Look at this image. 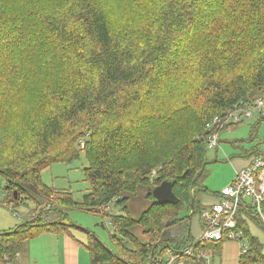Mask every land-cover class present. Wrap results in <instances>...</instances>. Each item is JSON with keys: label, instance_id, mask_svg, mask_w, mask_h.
Masks as SVG:
<instances>
[{"label": "trees", "instance_id": "obj_1", "mask_svg": "<svg viewBox=\"0 0 264 264\" xmlns=\"http://www.w3.org/2000/svg\"><path fill=\"white\" fill-rule=\"evenodd\" d=\"M262 93L264 0H0L1 202L12 211L11 203L34 202L26 224L0 232V264H14L38 233L72 236L71 209L113 228L110 247L84 230L89 264H164L189 245L193 254L176 264H208L229 239L188 234V214L204 226L208 207L192 184L204 175L205 126ZM81 153L88 187L76 201L41 172ZM165 180L175 203L151 194ZM241 214L258 220L239 208L247 246L237 264H264Z\"/></svg>", "mask_w": 264, "mask_h": 264}, {"label": "rangeland", "instance_id": "obj_2", "mask_svg": "<svg viewBox=\"0 0 264 264\" xmlns=\"http://www.w3.org/2000/svg\"><path fill=\"white\" fill-rule=\"evenodd\" d=\"M261 97L264 101V93L261 94ZM249 152L251 154L248 155ZM259 153H264V114L255 111L251 118L244 119L241 124L225 127L220 132L217 150L207 149L206 157L211 162L205 165L203 177L197 180L199 187H197L195 200L203 203L205 201L204 197H216L215 192L221 191L223 182L232 171H235L233 162L240 163L244 160H251L253 156L256 157ZM86 166L87 161L84 154L81 153L78 159L71 162H57L45 168L41 172V178L47 185L71 191L74 199L80 201L88 187L83 170ZM2 184L3 181L0 178V186ZM202 186L207 190H201ZM2 194L0 188V232H3L2 230L7 231V229L20 224L22 219L29 213V208L34 206L31 199H25L21 203L10 204L15 207L13 211L16 212H13L10 207L2 204ZM110 211L118 213L121 209L111 206ZM129 213L131 216L137 217L140 211L137 210L132 213L129 208ZM240 216L246 220L250 233L261 242L262 253L264 254V224L261 220L247 214H241ZM68 217L73 225L71 227L72 236L69 237L72 241L75 242L80 234H84L82 230L87 229L105 245L111 246L109 235L113 232V228L107 217L103 218L101 215L78 209L69 210ZM14 223L15 225H11ZM189 232L193 237V242L200 239L202 223L199 220L198 213L191 215ZM144 237L142 234L139 235L140 239H144ZM62 239L63 234L58 235L51 232L36 234L23 243L14 264H19L20 260L23 264H59L61 251L57 248V241ZM243 241L246 242L244 237ZM245 244L247 246V242ZM241 249L242 245L237 240H226L222 242L219 254L212 255V251H209L208 260L212 261V264H237ZM81 251L86 262L84 264H89L88 250L81 245Z\"/></svg>", "mask_w": 264, "mask_h": 264}, {"label": "built area", "instance_id": "obj_3", "mask_svg": "<svg viewBox=\"0 0 264 264\" xmlns=\"http://www.w3.org/2000/svg\"><path fill=\"white\" fill-rule=\"evenodd\" d=\"M263 106V99L257 98L250 106H236L231 110H226L222 114L214 116L205 126L207 149L217 150L219 143L218 131L220 128L231 123H240L244 119L252 117L255 111L261 113ZM263 202L264 153H259L256 157L253 156L251 158L249 165L236 171L233 179L221 189L218 201L202 211L201 219L204 226H202V235L199 241H218L224 237L229 240H237L242 245L239 254L243 253L246 251V244L241 239V231L236 229L237 212L239 208L246 209V207H251L252 212L264 224ZM179 254L190 256L192 254V245L182 250L181 253L176 252L173 256L167 257L164 264H176L175 259ZM207 263L209 264L208 260ZM148 264L155 263L151 261ZM178 264H181V261Z\"/></svg>", "mask_w": 264, "mask_h": 264}, {"label": "crops", "instance_id": "obj_4", "mask_svg": "<svg viewBox=\"0 0 264 264\" xmlns=\"http://www.w3.org/2000/svg\"><path fill=\"white\" fill-rule=\"evenodd\" d=\"M263 111L264 109L261 111V114H264ZM249 154L251 153H248V155ZM236 162L237 161H235V163L233 162V164L235 165V171H232L228 175V177L226 178V180L223 182L221 186L222 188L231 181L236 171L240 170L244 166L249 165L250 160L249 159L244 160L240 163H236ZM203 199H205V201L201 204H203L204 206H209L219 199V195H216V197H213V196L204 197ZM11 225H15V223ZM82 231L84 234H80L79 238L75 242L69 238L70 235H63V239L61 241L59 240L57 241V248L58 250L60 249L61 251L59 264H84L86 263L84 260V257H82V254H81L82 253L81 244H79L80 242L81 243L85 242L87 238V235L85 234L84 230ZM18 263L23 264L22 260H20Z\"/></svg>", "mask_w": 264, "mask_h": 264}, {"label": "water", "instance_id": "obj_5", "mask_svg": "<svg viewBox=\"0 0 264 264\" xmlns=\"http://www.w3.org/2000/svg\"><path fill=\"white\" fill-rule=\"evenodd\" d=\"M210 162L211 161L206 160L204 162V165H206ZM202 170L203 169H201L199 171V173L193 178L192 184H194L198 180V178L201 176ZM15 193L16 192L14 191V194ZM151 194H152L153 198L155 199V201L159 202V203H175L176 199H177V197L175 196V194L172 191V183L170 181H167V180L162 181L160 184L154 186L152 188ZM193 202H194V198L192 197L191 201H190L191 207H193ZM192 214H193V210L191 211L190 214H188V220L189 221L191 219ZM21 224H23V225L26 224V221H23L22 223L18 224V226H20ZM17 227H15L12 231H15L17 229ZM189 227H190V224L188 226V234H189ZM156 245H157V243L152 246V250L155 248Z\"/></svg>", "mask_w": 264, "mask_h": 264}, {"label": "bare ground", "instance_id": "obj_6", "mask_svg": "<svg viewBox=\"0 0 264 264\" xmlns=\"http://www.w3.org/2000/svg\"><path fill=\"white\" fill-rule=\"evenodd\" d=\"M220 131H221V130H220ZM200 221H201V220H200ZM205 242H206V241H205ZM192 254H193V253H192ZM183 263H184V262H183ZM183 263H182V264H183Z\"/></svg>", "mask_w": 264, "mask_h": 264}]
</instances>
